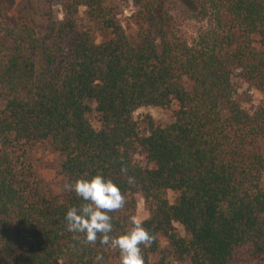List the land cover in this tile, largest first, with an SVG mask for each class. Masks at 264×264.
Instances as JSON below:
<instances>
[{
  "label": "trees",
  "instance_id": "trees-1",
  "mask_svg": "<svg viewBox=\"0 0 264 264\" xmlns=\"http://www.w3.org/2000/svg\"><path fill=\"white\" fill-rule=\"evenodd\" d=\"M132 1L134 38L118 19L127 0H29L17 18L0 0V264H94L98 254L119 264L118 250L67 230V210L84 201L64 184L96 174L126 198L109 213L112 235L132 226L143 198L155 237L141 245L144 264L264 262V0ZM181 17L206 28L187 39ZM234 75L261 93L253 111ZM147 106L172 121L145 116L140 135L133 114ZM39 145L59 157V194L26 162Z\"/></svg>",
  "mask_w": 264,
  "mask_h": 264
},
{
  "label": "rangeland",
  "instance_id": "rangeland-1",
  "mask_svg": "<svg viewBox=\"0 0 264 264\" xmlns=\"http://www.w3.org/2000/svg\"><path fill=\"white\" fill-rule=\"evenodd\" d=\"M7 1V13L9 17H20L25 13V8L29 5V0H6ZM173 14L183 16L182 8L177 4H171ZM136 11L135 3L132 0H127L126 6L122 12L118 15V19L126 34L129 38H134L137 32V25L135 24L134 13ZM53 13L57 20L63 18L62 7L59 5L53 6ZM81 18L85 16V9L81 8L79 11ZM178 24L181 26V31L187 39L195 37L202 29L206 28L207 23L205 21L197 22L192 19L181 17L178 19ZM257 38V37H256ZM232 81L236 86V96L240 101L242 107L249 111H253L261 101V93L250 87L248 84L240 80L236 75L232 77ZM0 106L2 103L0 102ZM145 116H151L152 118L159 119L163 123L172 121L171 116L166 110L158 107H141L137 109L133 118L137 122L140 135L146 134L145 125L143 119ZM88 120L93 127L99 128L101 125L100 116L93 108L87 115ZM259 151L264 155V139L259 142ZM136 158L145 164V159L142 154H136ZM26 162L30 164L34 176L39 180L40 184L51 193L59 194L62 188V177L58 174L59 157L48 150L45 145H39L26 150ZM168 198L173 201L176 197V193L168 191ZM136 200L135 217L141 222L148 217V209L144 204L143 198L136 194L134 195ZM175 229L178 235L185 236V232L179 224H175ZM244 264H264L261 263H244Z\"/></svg>",
  "mask_w": 264,
  "mask_h": 264
},
{
  "label": "clouds",
  "instance_id": "clouds-1",
  "mask_svg": "<svg viewBox=\"0 0 264 264\" xmlns=\"http://www.w3.org/2000/svg\"><path fill=\"white\" fill-rule=\"evenodd\" d=\"M121 172L126 174L127 169ZM129 184L134 182L128 177ZM64 190L75 192L84 201L79 207H70L65 215L67 230L83 234L84 242L95 244L99 240L101 245L119 251V264H144L141 245L150 247L155 237L143 227L135 216L130 217L131 227L124 233L112 235V217L109 213L122 210L126 198L113 180L106 179L100 174L90 179L81 177L73 182L65 183ZM103 255L95 257L94 264H101Z\"/></svg>",
  "mask_w": 264,
  "mask_h": 264
}]
</instances>
